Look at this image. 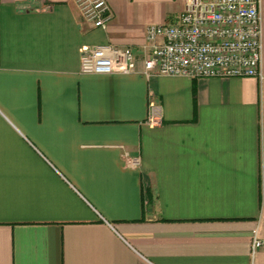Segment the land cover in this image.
Instances as JSON below:
<instances>
[{
    "label": "crops",
    "instance_id": "crops-1",
    "mask_svg": "<svg viewBox=\"0 0 264 264\" xmlns=\"http://www.w3.org/2000/svg\"><path fill=\"white\" fill-rule=\"evenodd\" d=\"M108 2L0 0V264H264V0L262 76L197 78L140 72L187 0ZM107 43L138 71H82Z\"/></svg>",
    "mask_w": 264,
    "mask_h": 264
},
{
    "label": "built area",
    "instance_id": "built-area-1",
    "mask_svg": "<svg viewBox=\"0 0 264 264\" xmlns=\"http://www.w3.org/2000/svg\"><path fill=\"white\" fill-rule=\"evenodd\" d=\"M83 18L106 28L113 18L108 0H75ZM260 0H187L173 21L146 28L149 43L140 71L152 75L262 76ZM139 51L112 43L84 47L81 69L93 73L138 71ZM158 122L154 111L150 118ZM264 248L255 237L252 253Z\"/></svg>",
    "mask_w": 264,
    "mask_h": 264
}]
</instances>
